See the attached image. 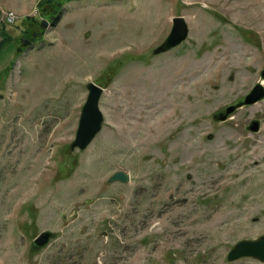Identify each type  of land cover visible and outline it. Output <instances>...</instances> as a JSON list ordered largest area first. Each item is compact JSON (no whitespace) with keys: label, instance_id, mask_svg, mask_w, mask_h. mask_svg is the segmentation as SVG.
Listing matches in <instances>:
<instances>
[{"label":"rangeland","instance_id":"rangeland-1","mask_svg":"<svg viewBox=\"0 0 264 264\" xmlns=\"http://www.w3.org/2000/svg\"><path fill=\"white\" fill-rule=\"evenodd\" d=\"M263 70L264 0H0V264H264L229 259L264 236V101L214 119Z\"/></svg>","mask_w":264,"mask_h":264},{"label":"water","instance_id":"water-1","mask_svg":"<svg viewBox=\"0 0 264 264\" xmlns=\"http://www.w3.org/2000/svg\"><path fill=\"white\" fill-rule=\"evenodd\" d=\"M190 29L187 21L183 16H176L173 18V27L162 45H160L155 53L159 54L167 52L187 40ZM30 42L25 41L24 45ZM89 95L83 107L79 127L76 135V140L73 144L81 150H85L102 130L104 123V115L100 109V100L104 93V89L95 83L88 85ZM264 101V70L261 72L259 81L252 87L251 91L243 98L238 99L233 104L228 105L223 110L214 115V119L218 122L227 121L238 109L254 105L258 102ZM262 121L254 119L251 121L247 129L252 133L260 131ZM131 180L130 174L125 171L116 172L110 181L129 182ZM52 233H42L35 241L34 246L41 247L47 244ZM244 257H254L264 261V236L258 240H249L238 243L229 254V259L235 261Z\"/></svg>","mask_w":264,"mask_h":264}]
</instances>
